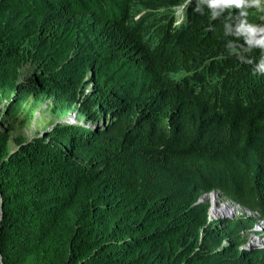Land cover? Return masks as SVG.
I'll use <instances>...</instances> for the list:
<instances>
[{
	"label": "trees",
	"instance_id": "1",
	"mask_svg": "<svg viewBox=\"0 0 264 264\" xmlns=\"http://www.w3.org/2000/svg\"><path fill=\"white\" fill-rule=\"evenodd\" d=\"M0 116L2 264H264V0H0Z\"/></svg>",
	"mask_w": 264,
	"mask_h": 264
},
{
	"label": "rangeland",
	"instance_id": "2",
	"mask_svg": "<svg viewBox=\"0 0 264 264\" xmlns=\"http://www.w3.org/2000/svg\"><path fill=\"white\" fill-rule=\"evenodd\" d=\"M29 68L26 67L27 71ZM28 73V72H27ZM25 73L24 75H26ZM32 101H30L31 103ZM29 103V104H30ZM32 104V103H31ZM51 101H45L41 107H38L35 113V116L32 121L27 122L22 125L24 117L27 114V109H25L22 113V116L18 119L16 123H14V130L11 133L13 138H16L20 135L25 136L29 139H32L35 136H43L46 132L53 129L54 125L63 122V123H78L77 112H71L70 114H62V113H51ZM1 119V116H0ZM85 123V119L80 123L81 125H85L87 128L93 127V123ZM1 127V124H0ZM15 144H12V148L15 149ZM222 198L218 193L213 192L204 197V200H207L211 203L210 217L213 219L216 217L219 210H223L227 205H231L230 201L223 202ZM256 215V214H255ZM215 220V219H213ZM257 232L248 236L249 243L245 247L246 249L253 248L254 243H261L264 247V222H258ZM256 230V229H255ZM261 246V247H262Z\"/></svg>",
	"mask_w": 264,
	"mask_h": 264
},
{
	"label": "clouds",
	"instance_id": "3",
	"mask_svg": "<svg viewBox=\"0 0 264 264\" xmlns=\"http://www.w3.org/2000/svg\"><path fill=\"white\" fill-rule=\"evenodd\" d=\"M185 6H182V7H179V10L176 12V22H175V25H179L180 24V22L183 20V17H185ZM29 68V67H28ZM92 86H90L89 87V89L87 90V92H89V90H90V88H91ZM72 112H75V111H72ZM71 113V112H70ZM69 113V114H70ZM77 118H78V113H77ZM61 123H63V122H61ZM71 124H74V123H71ZM215 192V191H214ZM213 193V192H212ZM216 193H218L219 194V196L222 198L221 200L223 201V202H228V201H230L232 204L230 205H227L223 210H219L218 211V213H217V215H216V217L215 218H213V219H215V220H213L211 217H210V210L212 209L211 208V203H209L207 200H204V197L206 196V195H209V194H211V193H209V194H205L203 197H202V199H201V202H208L209 203V205H210V208H209V211H208V215H209V222L210 221H223V220H225V219H241V218H248V217H252V216H248L247 214H246V212H245V210H250V209H248V208H244L243 206H241L240 204H238V203H235V202H232L231 200H229V199H227V198H225V197H223V195L220 193V192H216ZM251 211V210H250ZM253 212V211H252ZM255 213V212H254ZM256 214V213H255ZM253 217H255V218H257V223L259 222V220L260 219H258V215L256 214L255 216H253ZM257 223H256V225H255V227L257 226ZM254 227V229L251 231V232H249L248 234H247V237L249 236V235H251V234H254V233H256L257 232V228H255ZM256 229V230H255ZM248 243H249V239H248V241L246 242V244L245 245H243L240 249H246L245 247L248 245ZM223 245H227V241H225L224 242V244ZM253 248H249V249H254V248H260V249H264V247L262 246V244L261 243H254L253 244ZM262 246V247H261ZM249 249H246V250H249Z\"/></svg>",
	"mask_w": 264,
	"mask_h": 264
},
{
	"label": "built area",
	"instance_id": "4",
	"mask_svg": "<svg viewBox=\"0 0 264 264\" xmlns=\"http://www.w3.org/2000/svg\"><path fill=\"white\" fill-rule=\"evenodd\" d=\"M245 212H246V214L248 215V216H255V213L254 212H252V211H250V210H245ZM260 222H264V218L263 219H260L259 220Z\"/></svg>",
	"mask_w": 264,
	"mask_h": 264
},
{
	"label": "water",
	"instance_id": "5",
	"mask_svg": "<svg viewBox=\"0 0 264 264\" xmlns=\"http://www.w3.org/2000/svg\"><path fill=\"white\" fill-rule=\"evenodd\" d=\"M0 202L2 203V197H1V195H0ZM0 221H1V218H0ZM2 263H3V259H2V256L0 254V264H2Z\"/></svg>",
	"mask_w": 264,
	"mask_h": 264
}]
</instances>
